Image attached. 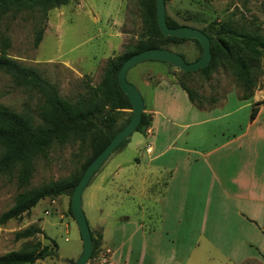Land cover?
I'll use <instances>...</instances> for the list:
<instances>
[{
  "label": "rangeland",
  "instance_id": "1",
  "mask_svg": "<svg viewBox=\"0 0 264 264\" xmlns=\"http://www.w3.org/2000/svg\"><path fill=\"white\" fill-rule=\"evenodd\" d=\"M164 4L166 13L181 25L202 28L212 33L211 29L227 22L264 37V0H164ZM38 29H42V36L35 46ZM143 31L139 0H69L49 10L45 16L37 11H23L1 17L0 53L3 51L20 65L36 70L56 86L61 98L74 102L86 95L91 87H97L104 81L108 59L126 52ZM167 48L188 62L200 55L199 48L190 40L169 44ZM254 74L256 84L252 93L264 96V54L254 60ZM161 75L169 76L176 82L184 81L196 93L195 100L205 108L215 107L230 94L242 101L240 96L243 90L236 82L230 64L223 57L208 78L198 72L183 75L170 64L146 60L132 66L126 75L127 81L142 95L145 113H149L151 88L144 87V83H155ZM41 103V96L35 90L16 85L7 74L0 71L1 106L18 114L29 115L37 123ZM119 111L117 127L125 124L131 113L130 109ZM143 139L140 132L133 131L127 143L114 150L92 175L82 193V209L88 225L91 230L100 232L101 236L102 227L98 225L103 223V218L107 220L105 224H109L113 222L112 218L120 217L121 221H127L139 216L136 199L119 198L116 202L104 200L105 186L98 189V183L102 182L109 167L121 162L123 166L133 165L131 161L143 145L142 142L135 146V141ZM90 156L87 137L84 140L55 142L45 157H38L34 161V171L27 186H18L17 170L10 175L0 174V214L13 205L18 192L79 174ZM69 203L70 194L44 198L32 208V212H25L20 219L13 220L12 224L21 229L30 225L40 227L57 245L55 256L38 260L35 264H74L80 256L83 243L77 223L69 211ZM106 213L110 217H106ZM225 218L222 223L225 234L232 237L233 233H239L240 238L248 237L257 246L250 256V253H242V259L234 264H264V222H257L256 225L252 223L250 228L232 217ZM29 239L39 240L42 245L51 247L43 234ZM21 246L17 244L15 250ZM222 247L224 242L220 241ZM213 255L222 258L221 254ZM108 256L109 251L102 247L101 237L96 253L87 264H96L103 257L110 260Z\"/></svg>",
  "mask_w": 264,
  "mask_h": 264
},
{
  "label": "crops",
  "instance_id": "2",
  "mask_svg": "<svg viewBox=\"0 0 264 264\" xmlns=\"http://www.w3.org/2000/svg\"><path fill=\"white\" fill-rule=\"evenodd\" d=\"M144 87L151 88V123L135 141L142 148L133 165L109 167L98 183L104 200L136 199L139 216L103 218L102 247L113 264H234L257 246L225 234V217L249 227L264 222V103L250 118L264 96L230 94L197 108L169 76ZM13 220L0 224V256L31 240L14 239L22 229Z\"/></svg>",
  "mask_w": 264,
  "mask_h": 264
},
{
  "label": "trees",
  "instance_id": "3",
  "mask_svg": "<svg viewBox=\"0 0 264 264\" xmlns=\"http://www.w3.org/2000/svg\"><path fill=\"white\" fill-rule=\"evenodd\" d=\"M68 1L0 0V18L9 13L16 14L23 11H37L45 16L49 10L62 6ZM139 4L142 8L144 27L140 38L123 54L108 59L104 81L97 87H91L86 95L74 102L61 98L56 86L43 78L36 70L20 65L15 60L8 58L3 51L0 53V71L7 74L16 85L35 90L42 99L37 123L29 115L15 113L0 105V174L10 175L14 170H17V184L21 188L29 184L34 171V161L38 157H45L53 143H64L71 139L84 140L87 137L91 148V156L82 165L79 174H73L61 180L49 181L38 187L18 192L13 205L0 214V224L11 219H20L23 213L29 212L44 198L57 197L62 194H70L71 197L87 165L130 120L132 112L129 113L125 124L116 126L117 114L121 112L119 110H131L132 108L117 83L118 70L127 58L146 49L167 48L169 44H179L186 40L193 41L201 55L202 48L196 39L164 36L161 33L156 22L155 0H139ZM166 22L169 27L182 26L167 13ZM200 30L210 39L211 60L206 67L195 72L208 78L223 57L230 64L233 76L243 90L240 99H249L256 84L254 60L264 54V37L227 22H222L217 28L211 29L212 33L202 28ZM41 36L42 29H38L34 40L35 46L39 44ZM159 62L169 64L164 61ZM181 72L183 75L192 73ZM177 83L186 92L189 101L194 106L205 108L202 103L195 100L196 93L184 81L177 80ZM262 103L264 100L252 105L251 119L254 117L258 105ZM150 123L151 115L143 112L135 131L144 134ZM128 137L116 149L125 145ZM69 211L71 213L70 203ZM90 231L92 252L89 259L96 253L99 240L102 237L100 232L91 230V228ZM262 233L264 234V231ZM38 234H43L45 239L50 241L51 247L42 245L39 240H28L22 244L20 249L1 255L0 264H34L38 260L55 256L57 254L56 243L36 225H30L15 232L14 239H29Z\"/></svg>",
  "mask_w": 264,
  "mask_h": 264
},
{
  "label": "water",
  "instance_id": "4",
  "mask_svg": "<svg viewBox=\"0 0 264 264\" xmlns=\"http://www.w3.org/2000/svg\"><path fill=\"white\" fill-rule=\"evenodd\" d=\"M156 22L159 30L164 36L196 39L202 48L201 55L198 59L187 62L178 53L167 48H150L133 54L127 58L121 65L117 73V83L122 93L127 97L131 104L132 116L130 120L121 128L103 148V150L95 156V158L84 169L81 178L76 184L71 197L70 208L71 214L75 219L82 243L83 249L74 264H87L92 252L91 231L82 209V193L87 186L92 175L99 167L108 159L118 145L124 141L138 126L141 115L144 112V101L142 95L137 88L127 81L126 75L128 70L146 60H157L168 62L172 66L184 72H195L206 67L211 60L210 39L198 28L187 25L178 27H169L166 22V12L164 0H155Z\"/></svg>",
  "mask_w": 264,
  "mask_h": 264
},
{
  "label": "built area",
  "instance_id": "5",
  "mask_svg": "<svg viewBox=\"0 0 264 264\" xmlns=\"http://www.w3.org/2000/svg\"><path fill=\"white\" fill-rule=\"evenodd\" d=\"M96 264H113V263L110 260H108L107 258L103 257L101 260L96 262Z\"/></svg>",
  "mask_w": 264,
  "mask_h": 264
}]
</instances>
